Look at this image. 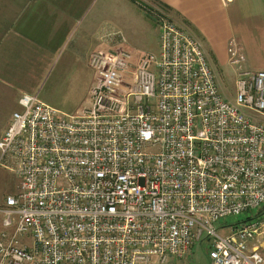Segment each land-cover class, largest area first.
<instances>
[{"label":"built area","instance_id":"2783aa9c","mask_svg":"<svg viewBox=\"0 0 264 264\" xmlns=\"http://www.w3.org/2000/svg\"><path fill=\"white\" fill-rule=\"evenodd\" d=\"M150 5L157 49L134 61L112 31L88 58L87 107L59 115L38 91L19 96L0 136L18 177L0 264H168L202 236L211 264H263L249 243L264 228V70L242 69L232 43L228 98L200 40ZM229 216L242 223L221 234Z\"/></svg>","mask_w":264,"mask_h":264},{"label":"crops","instance_id":"0c3cea01","mask_svg":"<svg viewBox=\"0 0 264 264\" xmlns=\"http://www.w3.org/2000/svg\"><path fill=\"white\" fill-rule=\"evenodd\" d=\"M137 1L0 0V136L20 108L19 96L41 93V81L56 55L65 62L64 69L80 64L87 68L93 49L114 44L107 37L116 29L126 37L119 46L136 53L134 61L146 52L137 46L148 38H154L158 47L155 16ZM158 2L187 25L218 63H228V48L234 43L243 55H251L250 60L244 55L245 69L264 70V0L151 1ZM91 78L90 88L94 75L89 83ZM249 246L257 248L264 264V240H251Z\"/></svg>","mask_w":264,"mask_h":264},{"label":"rangeland","instance_id":"374dc122","mask_svg":"<svg viewBox=\"0 0 264 264\" xmlns=\"http://www.w3.org/2000/svg\"><path fill=\"white\" fill-rule=\"evenodd\" d=\"M151 1L154 0H138L137 4L145 9V11L149 14L154 16V13L149 10L152 6L150 5ZM137 47L139 49H143V51H155L157 45H155L154 38L151 40L148 38L145 43ZM135 54L136 53L133 55ZM206 54L209 57L222 92L225 96L232 99L234 97L235 72L239 69V67L228 63L222 65V63H218L216 61L211 53ZM244 55L248 59L251 58V55L247 53ZM62 60L59 59L58 55H56L54 61L47 69L41 81L42 90L39 94L40 98L45 102L60 109L59 115L61 113L73 114L88 106L89 99L87 93L92 84V78L90 83L89 78L93 77V75L89 67L84 68L81 64L77 65V67L64 69L65 62ZM242 63L240 64V67L245 69L246 67ZM246 66H248V68L255 67L253 64H246ZM88 83L89 87L87 89ZM9 164L10 163L7 161L0 164V205L3 203L4 197L7 194L16 191L18 184V177L10 169ZM249 215L243 217V219L251 217L253 213H249ZM239 220L240 219H236V217L233 216L222 219L221 223H219V232L221 234L226 233L229 228L233 227L238 222L242 223V220ZM259 238L261 241L264 240V228L263 233L260 234ZM191 250L182 258L171 257L168 260V264H211V260L208 255V241L206 237L202 236L201 240L197 241Z\"/></svg>","mask_w":264,"mask_h":264},{"label":"trees","instance_id":"16d2710c","mask_svg":"<svg viewBox=\"0 0 264 264\" xmlns=\"http://www.w3.org/2000/svg\"><path fill=\"white\" fill-rule=\"evenodd\" d=\"M156 1V0H155ZM159 3V2H158ZM159 4H161V3H159ZM162 5V4H161ZM163 6V5H162ZM250 217H248L247 219H249Z\"/></svg>","mask_w":264,"mask_h":264}]
</instances>
